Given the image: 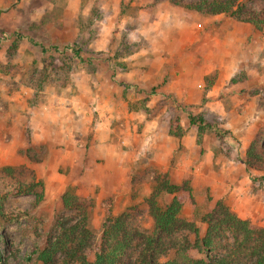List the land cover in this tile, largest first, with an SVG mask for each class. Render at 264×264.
Returning <instances> with one entry per match:
<instances>
[{
  "label": "rangeland",
  "instance_id": "1",
  "mask_svg": "<svg viewBox=\"0 0 264 264\" xmlns=\"http://www.w3.org/2000/svg\"><path fill=\"white\" fill-rule=\"evenodd\" d=\"M238 1L244 9L264 8V0ZM175 17L204 26L216 15L167 0H0V264H78L69 260L64 247L47 263L39 256L53 242L62 240L64 231L82 221L80 210L62 204L61 196L67 189L86 210L90 235L83 252L88 262L100 249L104 225L121 214L141 235L156 234L145 199L157 176L171 184L186 181L191 188L194 202L185 203L180 215L194 223L197 234L182 228L159 236L167 241L170 237L187 239L193 247L188 253L197 259L204 258L197 245L207 227L201 219L218 200L250 227H264V166L245 164L252 139H256L259 151L264 150V125L241 146L243 154L235 157L230 152L234 144L230 133L218 126L217 120L205 122L180 103L164 106L151 101L154 90L139 86L138 75L150 56L148 37L172 33L169 22ZM193 47L183 45L187 52ZM71 48L77 49L81 60ZM255 65L262 67L258 59ZM97 73L98 80L92 82ZM129 75L134 81H125ZM111 102L117 104L112 106ZM78 108L75 122L62 116L63 110ZM160 112L169 133L179 138L176 147L181 146L183 135L195 134L200 152L209 145L214 156L222 152L220 159L238 158L242 167H154L152 162L145 167L147 151L140 139L143 119H155ZM161 126L153 124L148 134L161 131ZM36 132L54 137L73 133L80 139L86 137L87 145L111 142L114 151L106 164L102 150L92 149L85 156L90 167H33V160L42 161L51 151L59 150L37 144ZM106 136L108 139L98 140ZM94 159L110 167H94ZM217 180L219 188L213 185ZM170 198L163 192L158 204L165 207ZM224 233L226 236H219L222 247L214 252L223 253L224 243L233 242L229 231ZM132 242L123 259L133 261L136 242ZM174 255L170 249L161 261Z\"/></svg>",
  "mask_w": 264,
  "mask_h": 264
},
{
  "label": "crops",
  "instance_id": "2",
  "mask_svg": "<svg viewBox=\"0 0 264 264\" xmlns=\"http://www.w3.org/2000/svg\"><path fill=\"white\" fill-rule=\"evenodd\" d=\"M226 20L216 15L213 19H207L204 26L177 17L170 20L172 33L148 37L150 56L145 58L146 67L138 79L139 86L144 90H154L151 101L163 102L164 106L180 103L201 115L205 122L217 120V125L227 130L229 139L236 144L232 145L230 151L236 157L243 154L241 146L264 125V105L261 104L264 101V29L260 33L249 23ZM154 28L157 29V26ZM185 44H192L193 50L184 51ZM159 50L164 51L163 55L158 54ZM257 59L262 67L255 65ZM98 78L97 73L91 81ZM125 81L132 82L134 79L129 75ZM111 104L114 106L117 103ZM121 106L125 112L126 103L123 102ZM77 110L79 108L73 112L65 109L62 116L75 122ZM161 115L160 112L155 119H143L140 139L144 141L143 149L147 151L145 167L151 162L154 167H242L238 158L220 159L222 152L214 156V150L209 145L200 152L199 145L194 141L195 134L183 135L180 138L181 146L176 147L179 138L169 133L167 126H164L166 120ZM159 123L163 126L162 130L149 135L151 126ZM107 136L98 140L104 141L108 139ZM34 138L37 144L59 150L51 151L42 161L33 160L30 163L33 167H90V161L85 160V156L92 149L102 150L106 164L109 153L114 151L111 142L87 145L86 137L80 139L73 133L54 137L48 132H36ZM163 151L166 154L164 159ZM94 163V167H110L101 166V162L95 159ZM213 185L219 188V180Z\"/></svg>",
  "mask_w": 264,
  "mask_h": 264
},
{
  "label": "trees",
  "instance_id": "3",
  "mask_svg": "<svg viewBox=\"0 0 264 264\" xmlns=\"http://www.w3.org/2000/svg\"><path fill=\"white\" fill-rule=\"evenodd\" d=\"M167 1L175 6L208 15L226 14L238 21L252 24L257 30L264 26V8L260 11L244 9L238 0ZM71 50L81 60L77 49L71 48ZM189 121L194 124L192 117H189ZM245 157V164L248 167H251L253 163L264 166V150H258L255 138L248 146ZM155 181L151 194L145 200L156 234L141 235L139 231L129 227L126 216L121 214L113 221L108 220L109 222L104 225L100 249L95 253L94 260L88 262L83 252L90 235V230L86 226V210H84V206H80L78 197L67 189L61 196L62 204L67 208L76 209L78 212L80 210L82 221L70 227V231H64V238L53 242L51 247L42 251L39 255L40 258L44 263H47L56 251L64 247L63 249H67L65 253L66 256L68 255L67 257H70L69 260L78 264H264V227H250L247 221L238 218L220 200L216 201L214 207L209 209L201 219L207 227L204 236L197 241V245L202 249L204 258L197 259L188 253L193 247H191V242L185 238L179 240L170 237L167 241L159 236L163 233L172 235V232L182 228H188L197 234V229L192 221L184 219L180 215L185 203L192 204L194 202L191 188L187 182L171 184L159 176L155 178ZM163 192L171 196L165 207L158 204V198ZM225 231H229L232 235L233 242L231 244L224 243L223 253L214 252L222 247L219 236L220 234L222 237L226 236ZM253 237L256 240L249 244L248 242ZM62 241L65 243L62 244ZM132 241L136 242V255L133 261L123 259L127 249L133 244ZM170 249H174V257L161 261L163 254Z\"/></svg>",
  "mask_w": 264,
  "mask_h": 264
}]
</instances>
